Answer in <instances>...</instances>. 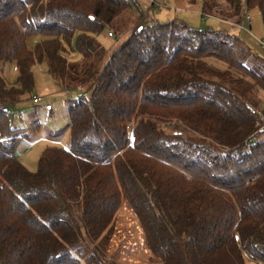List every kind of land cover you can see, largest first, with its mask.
Here are the masks:
<instances>
[{
	"label": "trees",
	"instance_id": "16d2710c",
	"mask_svg": "<svg viewBox=\"0 0 264 264\" xmlns=\"http://www.w3.org/2000/svg\"><path fill=\"white\" fill-rule=\"evenodd\" d=\"M224 1L228 17L245 2L264 19V0ZM220 3L202 0L203 14ZM129 10L107 54L96 35ZM148 13L139 0H0V64L19 71L0 74V264H112L125 204L154 263L264 264V59L226 30ZM37 64L90 95L68 104V145L46 146L31 171L9 107L33 94Z\"/></svg>",
	"mask_w": 264,
	"mask_h": 264
},
{
	"label": "rangeland",
	"instance_id": "374dc122",
	"mask_svg": "<svg viewBox=\"0 0 264 264\" xmlns=\"http://www.w3.org/2000/svg\"><path fill=\"white\" fill-rule=\"evenodd\" d=\"M139 3L143 11L145 13L148 11V16L155 21L163 22L176 18L199 30L207 28L226 30L239 36L256 54L264 59V50L260 48L258 41V39L264 40V19L258 7L250 9L249 32H245L221 19L222 17L224 19H236L234 16L228 17L227 14L223 13L230 7L225 2L213 9L212 15L203 14L202 0H168L167 7L155 6L149 10L148 0H139ZM135 14L134 10H129L117 20L116 28L112 30L117 36L116 39L108 36L107 29L96 35L100 46L107 54L127 38ZM245 24H247L246 21ZM65 55L71 65H80L83 59L79 52L69 48ZM207 62L220 69L226 67L223 61L214 57L207 58ZM33 70L35 77L33 94L38 95L40 100L33 103L31 98L33 94H26L9 107L13 125L23 128L21 132L28 133L27 137L21 138L17 142L15 152L18 155L17 159L31 171L37 169L38 159L46 146L56 144L66 147L68 145L69 134L66 127L68 104L81 94L90 95L89 91H84V87L71 84V81L62 82L58 79L56 83L52 82L44 64H37ZM0 74L6 82L12 83L19 74L16 61L11 60L5 64H0ZM66 89H69V94H66ZM33 123H38V127L32 131L30 125ZM127 128L131 129L128 126ZM51 138H55L57 141ZM107 258L108 262L112 264H158L152 261V257L144 247L139 222L126 204L117 215L115 230L107 247Z\"/></svg>",
	"mask_w": 264,
	"mask_h": 264
},
{
	"label": "built area",
	"instance_id": "2783aa9c",
	"mask_svg": "<svg viewBox=\"0 0 264 264\" xmlns=\"http://www.w3.org/2000/svg\"><path fill=\"white\" fill-rule=\"evenodd\" d=\"M167 1L168 0H148V10L151 9L152 7H155V6H164V7H167ZM221 2H225L224 0H220ZM250 11H248L247 7H246V3L243 2L242 3V6L239 10V14L238 16L236 17V19L232 20V19H224L223 17H219L221 18L222 20H225L226 22L230 23L232 26L236 27V28H239L245 32H249V23H250ZM216 16V15H214ZM245 21L247 22V24H245ZM108 35L111 36V37H114L116 39V35L112 32H108ZM259 41V45H260V48L264 50V40H261V39H258ZM66 94H69V89H66ZM32 98V102L33 103H37L39 100H40V97L38 95H35L33 94L31 96ZM261 119H263V123L260 125L258 131H263V135H264V115L261 114ZM129 127V126H128ZM127 133L128 135L130 134L131 132V129L130 128H127ZM246 143V146L250 147V146H253L255 145V142L254 140L252 139H246L245 141ZM27 150V149H25ZM15 155H17V153L15 152ZM20 155V154H19Z\"/></svg>",
	"mask_w": 264,
	"mask_h": 264
}]
</instances>
